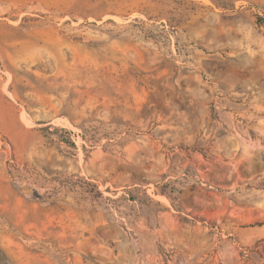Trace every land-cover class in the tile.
<instances>
[{
    "label": "rangeland",
    "instance_id": "374dc122",
    "mask_svg": "<svg viewBox=\"0 0 264 264\" xmlns=\"http://www.w3.org/2000/svg\"><path fill=\"white\" fill-rule=\"evenodd\" d=\"M4 264H264V0H0Z\"/></svg>",
    "mask_w": 264,
    "mask_h": 264
},
{
    "label": "trees",
    "instance_id": "16d2710c",
    "mask_svg": "<svg viewBox=\"0 0 264 264\" xmlns=\"http://www.w3.org/2000/svg\"><path fill=\"white\" fill-rule=\"evenodd\" d=\"M0 264H4V263H3V260H2V258H1V250H0Z\"/></svg>",
    "mask_w": 264,
    "mask_h": 264
}]
</instances>
